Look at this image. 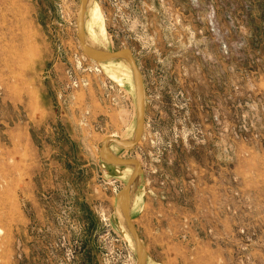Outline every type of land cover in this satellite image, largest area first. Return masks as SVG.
I'll return each mask as SVG.
<instances>
[{
  "label": "rangeland",
  "instance_id": "1",
  "mask_svg": "<svg viewBox=\"0 0 264 264\" xmlns=\"http://www.w3.org/2000/svg\"><path fill=\"white\" fill-rule=\"evenodd\" d=\"M81 0H0V264H137L117 194L133 73L98 63ZM95 52L146 101L131 217L148 264H264V0H91Z\"/></svg>",
  "mask_w": 264,
  "mask_h": 264
},
{
  "label": "water",
  "instance_id": "2",
  "mask_svg": "<svg viewBox=\"0 0 264 264\" xmlns=\"http://www.w3.org/2000/svg\"><path fill=\"white\" fill-rule=\"evenodd\" d=\"M87 4H88V0H81V4L77 15L78 37L84 54L89 59L98 63H104L115 59H124L130 65L133 73L136 104H137V114H138L137 127L134 138L129 142H125L118 138L107 137L106 139H104L103 144L101 146L100 158L105 164L110 166L134 167L133 173L130 176L127 185L123 190H121L117 194L116 200L135 243L137 264H147L148 256L145 251L141 237L138 233L137 227L131 217V206H130L131 195L133 192L134 184L138 178H140L141 180L142 177L141 164L139 161L134 159L118 158L112 153L110 149V146L112 144H116L121 149L129 150V151L133 150L138 146V144L140 143L143 137L145 131V123H146V101H145V88H144L143 77L133 54L129 50H122L114 53H106V52H95L88 49L86 45L85 27H84Z\"/></svg>",
  "mask_w": 264,
  "mask_h": 264
},
{
  "label": "crops",
  "instance_id": "3",
  "mask_svg": "<svg viewBox=\"0 0 264 264\" xmlns=\"http://www.w3.org/2000/svg\"><path fill=\"white\" fill-rule=\"evenodd\" d=\"M141 168H142V177H141V183L143 182V180L145 179V173H144V169H143V166L141 165ZM148 256V255H147ZM148 264V262H147Z\"/></svg>",
  "mask_w": 264,
  "mask_h": 264
},
{
  "label": "bare ground",
  "instance_id": "4",
  "mask_svg": "<svg viewBox=\"0 0 264 264\" xmlns=\"http://www.w3.org/2000/svg\"><path fill=\"white\" fill-rule=\"evenodd\" d=\"M90 2H91V0H88V4H89ZM86 45H87L88 49L91 50V49L89 48L87 42H86ZM112 153H113V152H112ZM132 193H134V191H133ZM129 231H130V230H129Z\"/></svg>",
  "mask_w": 264,
  "mask_h": 264
}]
</instances>
